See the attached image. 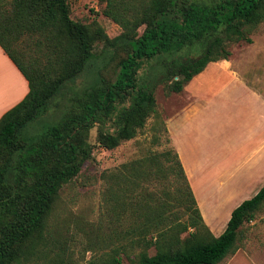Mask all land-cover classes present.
Masks as SVG:
<instances>
[{
	"label": "trees",
	"instance_id": "1",
	"mask_svg": "<svg viewBox=\"0 0 264 264\" xmlns=\"http://www.w3.org/2000/svg\"><path fill=\"white\" fill-rule=\"evenodd\" d=\"M102 1L103 14L121 28L115 37L95 20L71 18L69 0H0V47L28 83L23 99L0 117V264H77L49 220L61 189L92 154L88 131L97 126L105 149L135 137L150 116L159 117L158 86L180 93L207 64L229 59L231 43H251L249 34L264 22V0ZM22 35L43 53L23 56L14 48ZM111 64L113 76H105ZM86 76L55 124L36 137L26 134L57 95ZM100 176L105 210L128 211V225L119 229L110 221L106 250L94 251L85 264H123L124 256L129 264H219L238 250L241 226L264 206L263 185L214 235L173 147ZM170 176L172 191L163 193L183 206L184 220L167 216L169 205L158 191L140 196L144 183ZM135 188L142 189L137 201L129 198Z\"/></svg>",
	"mask_w": 264,
	"mask_h": 264
},
{
	"label": "rangeland",
	"instance_id": "2",
	"mask_svg": "<svg viewBox=\"0 0 264 264\" xmlns=\"http://www.w3.org/2000/svg\"><path fill=\"white\" fill-rule=\"evenodd\" d=\"M69 4L71 18L87 24L95 20L109 37H115L120 33V26L103 14L102 10L105 3L102 0H69ZM249 37L252 39L251 43L241 41L229 45L232 52L229 60L249 84L264 88V22L258 24L251 31ZM33 43L34 40L30 39L29 36L22 35L14 48L26 58L42 54L43 50L37 49ZM101 49V44L95 46L97 54L101 52ZM211 68L212 66L206 70L205 80L209 76ZM113 70L114 66L111 64L105 76L112 77ZM89 80L90 77H81L75 83L68 85L63 90L62 96L56 99L57 95L52 100L51 106H53L48 108L47 113H43V117L34 122L32 127H27L26 134H30V137H36L46 128L55 124L68 104L71 91L83 88ZM209 80L208 77L206 81ZM179 95V93L167 94L162 85L158 86L155 96L157 100L156 110L159 117L157 118L156 115L150 116L145 126L135 137L122 141L113 149H105L99 146L97 126L88 131L87 140L93 147L92 154L83 164L79 174L61 189L59 200L49 220L50 228L59 232L61 238L67 240L73 261L77 264H85L94 251L106 250L105 243L111 227L110 221L115 219L119 229H124L128 225L126 216L128 211L124 213L118 208L116 212L105 210L103 193L106 188V181L100 178V174L104 171L116 170L121 164L143 157L149 152H161L173 147L164 124L168 117L177 119ZM171 128L176 130V133L178 132V120L171 125ZM224 134L233 136L235 133ZM205 140V147L200 148V156L208 153V145L211 147L212 142L210 139L205 137ZM170 164L171 162L164 163V165ZM149 182L143 184L145 188L147 187V190L145 194H140V196H147L152 191H158V196L169 205L168 210L170 212L168 211L167 216L174 213L181 220L186 219L187 214L183 210V206L175 203L172 199L169 200L163 193L167 189H172V176L168 180L161 179L160 181ZM177 183L184 186L179 180ZM140 190L142 189L135 188L129 193V198L134 197L137 201ZM215 192L220 196L223 191L218 187ZM132 200L134 199L132 198ZM220 221L223 222L224 217ZM192 230V228L189 229V231ZM219 230L221 228L212 233L217 235ZM187 234L188 232L184 233L182 237L187 236ZM238 245V250L244 256L253 258L251 259L252 264H264V206L255 214L252 220L241 226ZM150 252H154L153 248L150 249ZM234 254L227 256L219 264H226ZM123 264H129V260L125 256L123 257Z\"/></svg>",
	"mask_w": 264,
	"mask_h": 264
},
{
	"label": "crops",
	"instance_id": "3",
	"mask_svg": "<svg viewBox=\"0 0 264 264\" xmlns=\"http://www.w3.org/2000/svg\"><path fill=\"white\" fill-rule=\"evenodd\" d=\"M27 92V80L0 47V117ZM179 94L177 119L166 118L165 126L202 218L211 232L221 228L219 235L232 210L264 185V88L249 84L222 59L207 64ZM177 120L176 133L171 125ZM205 137L211 147L200 156ZM251 259L238 250L226 264H252Z\"/></svg>",
	"mask_w": 264,
	"mask_h": 264
}]
</instances>
